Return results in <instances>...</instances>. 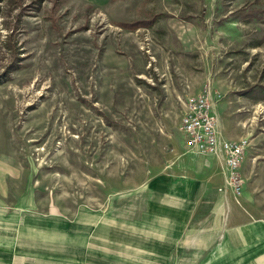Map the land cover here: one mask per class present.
Listing matches in <instances>:
<instances>
[{
  "label": "rangeland",
  "instance_id": "rangeland-1",
  "mask_svg": "<svg viewBox=\"0 0 264 264\" xmlns=\"http://www.w3.org/2000/svg\"><path fill=\"white\" fill-rule=\"evenodd\" d=\"M204 86L222 137L246 142L238 205L262 220L264 0H0L9 198L67 217L131 200L187 151L180 118Z\"/></svg>",
  "mask_w": 264,
  "mask_h": 264
},
{
  "label": "crops",
  "instance_id": "crops-1",
  "mask_svg": "<svg viewBox=\"0 0 264 264\" xmlns=\"http://www.w3.org/2000/svg\"><path fill=\"white\" fill-rule=\"evenodd\" d=\"M225 173L219 157L183 151L131 200L70 217L31 195L12 203L1 178L0 264H264V219L240 208Z\"/></svg>",
  "mask_w": 264,
  "mask_h": 264
},
{
  "label": "built area",
  "instance_id": "built-area-1",
  "mask_svg": "<svg viewBox=\"0 0 264 264\" xmlns=\"http://www.w3.org/2000/svg\"><path fill=\"white\" fill-rule=\"evenodd\" d=\"M205 89L206 86H204L203 91L197 96L187 99L180 118V132L184 137V148L187 152L199 157H208ZM215 134L216 158L219 157L225 165L226 183L236 196H240L243 192V179L240 174V166L246 150V142L243 140L230 141L223 138L219 131L218 119H216Z\"/></svg>",
  "mask_w": 264,
  "mask_h": 264
},
{
  "label": "bare ground",
  "instance_id": "bare-ground-1",
  "mask_svg": "<svg viewBox=\"0 0 264 264\" xmlns=\"http://www.w3.org/2000/svg\"><path fill=\"white\" fill-rule=\"evenodd\" d=\"M206 90V114H207V142H208V156L216 157L217 148H216V134H215V125L216 119L215 114L212 109L211 104H209L210 92Z\"/></svg>",
  "mask_w": 264,
  "mask_h": 264
},
{
  "label": "trees",
  "instance_id": "trees-1",
  "mask_svg": "<svg viewBox=\"0 0 264 264\" xmlns=\"http://www.w3.org/2000/svg\"><path fill=\"white\" fill-rule=\"evenodd\" d=\"M254 13V11L253 12H249V15H251V16H253V17H256V18H259V19H261L262 18V16L261 15H259V14H257V15H254L253 14ZM153 22H151L150 24H152ZM150 24H149V26H150ZM124 27H128V29H133V30H137V29H139L140 27H149L148 26V23H143V22H140V23H137V24H132V25H123Z\"/></svg>",
  "mask_w": 264,
  "mask_h": 264
}]
</instances>
